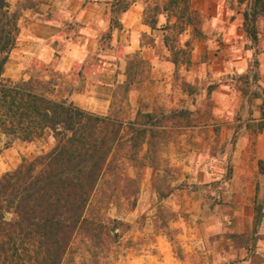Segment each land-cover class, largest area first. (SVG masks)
Here are the masks:
<instances>
[{
	"label": "rangeland",
	"instance_id": "1",
	"mask_svg": "<svg viewBox=\"0 0 264 264\" xmlns=\"http://www.w3.org/2000/svg\"><path fill=\"white\" fill-rule=\"evenodd\" d=\"M65 1L9 0L13 9L22 10V15L29 7L33 8L31 15L42 20L59 14L57 9ZM114 1L96 3L111 18ZM128 1L132 3L130 8L142 11L143 20L145 10L156 4L162 7L168 0ZM253 3L254 0H191V6L201 15L202 36H197L190 26L180 35L162 29L168 18L159 14L158 27L150 34L142 33L143 42L160 38L164 45L162 56L171 60L175 51L165 45L166 34L174 50L185 49L176 50L178 65L168 77L164 74L153 80L149 61L139 53L125 56L127 64L144 61L134 68L136 74L131 77L135 82L129 91L125 85L117 87L110 112L130 120L138 108H185L193 112L191 118L199 126L175 132L174 138L160 149L157 166L137 170L124 161L127 172L140 182L136 205L122 200L110 204L102 213L129 224L128 229L110 249L99 253L85 240L76 238L61 264H264V159H257V135L252 137L247 127L256 124L253 119L260 118L264 102V15L248 20L255 37L247 32L244 20V12H251ZM217 5L223 8L224 24H235L229 39L224 41L223 34L219 35L209 24ZM170 21L175 19L171 17ZM206 23L209 26L205 32ZM104 37L101 49L111 44V39ZM197 40L201 42L198 46L194 44ZM105 51L111 54L110 50ZM193 57L197 61H192ZM98 58L93 55L91 61ZM185 58L191 63L187 64ZM223 68L228 72L217 74ZM51 79L61 90L63 79L57 75ZM53 146L50 131L32 142L16 139L0 152V177L24 159ZM259 160H263L262 172ZM237 169L241 172L238 177ZM242 170H252L253 176L246 177ZM251 183L257 187L254 189ZM253 192L255 198L250 204ZM256 204L263 207L258 223Z\"/></svg>",
	"mask_w": 264,
	"mask_h": 264
},
{
	"label": "trees",
	"instance_id": "2",
	"mask_svg": "<svg viewBox=\"0 0 264 264\" xmlns=\"http://www.w3.org/2000/svg\"><path fill=\"white\" fill-rule=\"evenodd\" d=\"M131 4L128 0L111 4L113 16L104 38L111 39L112 31L122 27L119 15ZM161 13L168 18L162 29L180 35L190 26L197 36L203 35L201 15L191 6V0H168L162 7L156 4L144 11L143 23L157 28ZM257 14L264 15V0H254L251 12H244L246 30L253 37L256 34L248 20H254ZM21 16V9H13L9 0H0V152L16 139L32 142L47 131L54 146L24 159L0 177V264H61L76 238L99 253L110 249L128 229L129 224L102 213L122 200L136 205L140 182L127 172L124 161L137 170L157 166L160 149L175 132L199 124L191 118L193 112L185 108H138L130 120L112 112L102 115L60 96L52 79L31 76L14 81L5 77ZM164 43L175 51L172 61L178 65L176 50L185 49L174 50L168 34ZM141 61L128 62L122 84L126 91L135 82L131 74H136L134 68ZM184 61L191 63L189 58ZM253 120L256 124H247L252 137L264 131V102L260 118ZM262 164L259 160L261 172ZM262 217L263 207L256 204L255 222Z\"/></svg>",
	"mask_w": 264,
	"mask_h": 264
},
{
	"label": "crops",
	"instance_id": "3",
	"mask_svg": "<svg viewBox=\"0 0 264 264\" xmlns=\"http://www.w3.org/2000/svg\"><path fill=\"white\" fill-rule=\"evenodd\" d=\"M196 9L205 13L202 8ZM57 10L60 13L52 19L42 20L31 15L33 8L25 9L19 20L16 45L5 67V77L18 81L35 74L45 80L60 76L64 82L57 93L63 91L62 96L75 105L105 115L110 112L117 87L126 81L128 64L125 56L139 53L149 61L153 80L164 74L168 77V73L173 72L175 64L162 56L164 45L160 38L143 42L142 33L150 34L155 29L143 23L140 9L129 8L123 13L122 27L112 31L111 44L105 48L111 54H106L105 49L100 48L103 36L110 30L109 13H105L96 0H66ZM222 11L221 5H217L209 24L219 31V35L223 34L224 41L229 39L235 24L229 21L225 25ZM209 24H205L203 31H207ZM200 43L197 40L194 44L198 46ZM93 55L100 58L92 62ZM192 61H197V58L193 57ZM227 72L228 69L223 68L217 74ZM254 147L257 159H264V131L255 137ZM242 149L239 148L240 154ZM239 170L237 177L241 173H238ZM242 172L246 177L253 176L252 170ZM252 187L255 189L257 184H252ZM251 195L249 203L253 204L254 192Z\"/></svg>",
	"mask_w": 264,
	"mask_h": 264
}]
</instances>
